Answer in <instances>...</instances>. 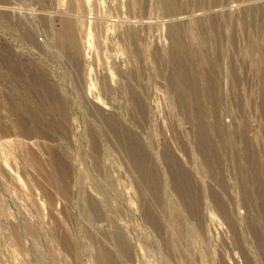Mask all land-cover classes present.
I'll list each match as a JSON object with an SVG mask.
<instances>
[{
    "label": "rangeland",
    "instance_id": "1",
    "mask_svg": "<svg viewBox=\"0 0 264 264\" xmlns=\"http://www.w3.org/2000/svg\"><path fill=\"white\" fill-rule=\"evenodd\" d=\"M0 264H264V0H0Z\"/></svg>",
    "mask_w": 264,
    "mask_h": 264
},
{
    "label": "bare ground",
    "instance_id": "2",
    "mask_svg": "<svg viewBox=\"0 0 264 264\" xmlns=\"http://www.w3.org/2000/svg\"><path fill=\"white\" fill-rule=\"evenodd\" d=\"M68 25H69V24H68ZM68 25H66V26H68ZM71 31H72V30H69V31H68L67 36L69 35L68 37H69L70 40L74 43V38H75V37H73L74 35L71 33ZM89 31H90V30H89ZM89 33H90V32H89ZM89 33H88V34H89ZM90 34H91V33H90ZM70 35H71V36H70ZM90 36H92V35H90ZM91 38H92V37H91ZM90 40H91V39H90ZM90 43H92V42H90Z\"/></svg>",
    "mask_w": 264,
    "mask_h": 264
}]
</instances>
